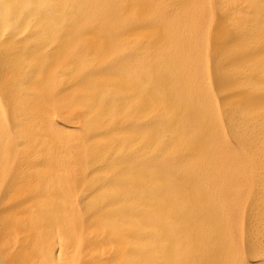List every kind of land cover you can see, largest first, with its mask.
I'll list each match as a JSON object with an SVG mask.
<instances>
[{"label": "bare ground", "instance_id": "1", "mask_svg": "<svg viewBox=\"0 0 264 264\" xmlns=\"http://www.w3.org/2000/svg\"><path fill=\"white\" fill-rule=\"evenodd\" d=\"M264 0H0V264H264Z\"/></svg>", "mask_w": 264, "mask_h": 264}, {"label": "snow or ice", "instance_id": "2", "mask_svg": "<svg viewBox=\"0 0 264 264\" xmlns=\"http://www.w3.org/2000/svg\"><path fill=\"white\" fill-rule=\"evenodd\" d=\"M261 254H264V248L261 249Z\"/></svg>", "mask_w": 264, "mask_h": 264}]
</instances>
